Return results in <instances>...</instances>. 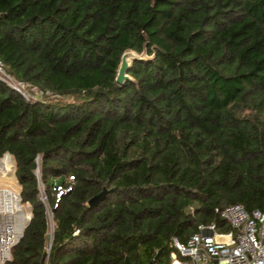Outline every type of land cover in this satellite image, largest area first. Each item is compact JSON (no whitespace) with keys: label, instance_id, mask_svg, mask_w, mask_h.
<instances>
[{"label":"trees","instance_id":"trees-1","mask_svg":"<svg viewBox=\"0 0 264 264\" xmlns=\"http://www.w3.org/2000/svg\"><path fill=\"white\" fill-rule=\"evenodd\" d=\"M126 50L151 59L120 87ZM0 60L34 97L0 82L31 207L6 264H169L223 209L264 213V0H0Z\"/></svg>","mask_w":264,"mask_h":264},{"label":"built area","instance_id":"built-area-1","mask_svg":"<svg viewBox=\"0 0 264 264\" xmlns=\"http://www.w3.org/2000/svg\"><path fill=\"white\" fill-rule=\"evenodd\" d=\"M0 82L24 100H34L26 93L25 85L7 73L1 60ZM30 216L25 213L19 194L0 189V264L11 260V250L22 238ZM220 216L229 224L228 232H218L214 224L200 225L186 243L173 239L169 264H264V213L248 212L236 204L223 209ZM52 239L53 228L49 226L47 254Z\"/></svg>","mask_w":264,"mask_h":264},{"label":"rangeland","instance_id":"rangeland-1","mask_svg":"<svg viewBox=\"0 0 264 264\" xmlns=\"http://www.w3.org/2000/svg\"><path fill=\"white\" fill-rule=\"evenodd\" d=\"M25 91L29 95V97L30 96L32 97V94L28 91L27 88H25ZM6 163H7V166H6ZM0 189H8L16 194H19L20 196V186L18 185L17 180L15 178V162H14L13 157L7 154H5L2 158H0ZM39 190L41 193L40 199L46 206V215H47L49 226L51 227V229L52 228L54 229L53 216L50 210L48 209L47 201L44 196V190L41 185L39 186ZM23 207H24L25 213L31 215L30 205L23 204Z\"/></svg>","mask_w":264,"mask_h":264},{"label":"water","instance_id":"water-1","mask_svg":"<svg viewBox=\"0 0 264 264\" xmlns=\"http://www.w3.org/2000/svg\"><path fill=\"white\" fill-rule=\"evenodd\" d=\"M150 59H151V57H148L146 55L145 50H143V52L140 54H138L134 51H131V50L124 51L123 54L121 55L120 62H119V65H118L117 71H116V76H115L116 85L121 87L124 85V83L126 81H132V79L128 75V70L131 67L133 61H147ZM106 192L107 191L104 189L101 193L92 197L88 201V206L89 207H95L104 198ZM30 219H31V216H30ZM30 219H29V221H30ZM160 253H161V251H159L157 253V255L154 258V261H158ZM124 264H131V263L126 258L124 260ZM149 264H151V263H149Z\"/></svg>","mask_w":264,"mask_h":264},{"label":"bare ground","instance_id":"bare-ground-1","mask_svg":"<svg viewBox=\"0 0 264 264\" xmlns=\"http://www.w3.org/2000/svg\"><path fill=\"white\" fill-rule=\"evenodd\" d=\"M8 155V154H7ZM11 159V158H10ZM7 161V160H6ZM6 166H7V163H6Z\"/></svg>","mask_w":264,"mask_h":264}]
</instances>
